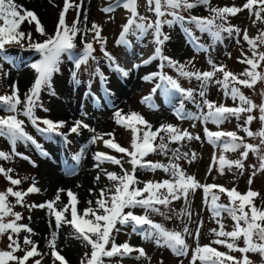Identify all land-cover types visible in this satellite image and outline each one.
Instances as JSON below:
<instances>
[{"label": "snow or ice", "instance_id": "1", "mask_svg": "<svg viewBox=\"0 0 264 264\" xmlns=\"http://www.w3.org/2000/svg\"><path fill=\"white\" fill-rule=\"evenodd\" d=\"M147 4L149 11L155 14L154 21L139 14L137 0H113L107 7L101 9L102 12L108 14L122 7L130 13L126 23L121 26V32L116 41L117 45L128 47L131 45L129 36L141 39L151 30L156 47L154 55L144 60L143 64H148L152 59L159 58L161 61L160 68H163L164 62H167V65L174 68L179 76L186 79H196L200 83V89L199 91L192 88L185 89L178 80L162 72L151 73L143 79L150 81L158 77L160 82L152 89V94L144 97L141 103L153 108L152 95L156 94L157 91L170 100H177L178 98L173 107V115L178 120L199 121L205 125L203 128L204 137L210 145L220 150L219 156L213 153L209 171L216 167V170L223 175L225 168L231 171L235 167L242 172L243 161L247 159L249 152L257 156L260 162L258 170L264 171V99H262L261 104L256 105L237 87V85H242L253 88L258 81L264 82V73L257 71L261 62H264V52L257 50L260 45H264V29H261L256 37H250L247 29L243 30L242 38L248 44L252 55L249 57L243 51L241 52L243 58L238 59V62L249 67L239 74L226 70L225 65L217 64L211 59L208 61L211 71H191L185 65L164 55L162 51V46L170 39V36L162 31L164 25L169 28L177 24L180 25L187 38L197 49L203 51H208L209 48L200 44L199 38L189 28L185 27V24L195 25L202 34L207 33L213 44L223 42L222 33H227L229 38L235 36L236 43L239 44L242 30L229 23V16H235L247 9L249 15L255 17L254 25L257 22L264 23V0H246L242 7H211V0H147ZM201 5L208 8L212 14L210 17H197L195 15L186 17L181 14L182 12L190 13L191 10ZM73 7L77 9V17L69 26L65 16L67 11ZM81 11L82 4L74 5L72 0H64L55 33L49 35L33 11L23 9L22 6L15 4L14 0H0V22H2L0 23V61L9 64L14 63L8 55L7 46L16 44L24 48L25 41H27V49L35 51L39 56V59L30 64V68L34 70L35 78L23 99H21L19 88L15 83L10 85V94L0 95V113H3L0 115V138L7 139L11 147V153L0 151V159L9 160L13 156H19L24 160H29L35 166L29 157L16 151L18 143L27 145L30 142L37 149L40 148L33 136L26 132L25 119L20 117L26 118L38 133L47 134L49 138L55 134L62 137L65 143H70L68 140L70 135H80L81 129L89 128V125L82 120H76L67 132H62L61 129L66 127V121L41 119L35 115L38 108L48 111L40 102L41 92L46 89L52 90V78L54 74L60 71L62 58L65 55L69 60H73L75 68L79 69L82 65H86L89 60H96L94 44H98L100 52L108 61L110 68L124 77L129 75L128 70L121 68L111 53L106 50L107 38L102 36V28L95 22L91 24V27H87V12H84L83 20H81ZM166 16L171 17V19H165ZM26 19L29 24L35 22V31L45 37L42 41H34L31 32L25 33L20 30L21 24ZM89 34H92L91 39L88 38ZM77 39L83 46L82 48L77 45ZM139 66L134 65V67ZM0 72H2V68H0ZM217 73H221L222 77L216 78ZM3 75L7 77L8 73L3 72ZM95 75L101 81L107 80L99 67L95 69ZM72 80L77 85L80 83L76 72L72 73ZM212 83L218 85L226 97L230 96L234 102L238 101L239 103L235 107H228L209 100L207 89ZM52 94H55L54 91ZM197 96H199V100L196 99ZM261 96L264 97V89L261 90ZM185 102L192 103L198 112L187 111ZM254 110H258L260 114L261 128L257 132L251 131L248 127L257 118L252 115ZM245 113H247L246 117L242 115ZM114 118L117 125H122L131 130V150L116 143L113 133L105 134L113 137L112 139H104L103 136L94 135L91 137V143L102 140L105 147L126 155L129 158L128 163L131 165V171L124 169L121 159L105 152H96L93 156V159L97 161L94 167L100 168L103 163L108 162L119 165L123 174L105 172L107 179L113 182V187L111 189L102 188L95 201V207L91 206L92 201H88L90 206L86 207L82 214L77 209L79 203L77 196L70 189H58L55 199L39 205H25L24 198L28 194L41 191L36 186L35 181L25 191H15L13 187H8L4 192H0V236L7 235L9 241L7 246L9 250H0V264H26L30 258L42 255L30 236H25L23 239V244L28 246L26 248H22L18 239L15 238L22 231L32 234L33 230L28 225L17 223L22 219V216L13 211L14 205L8 202L9 196L15 198L16 204L27 206L30 210L34 207L47 208L49 213L54 216L57 228L61 227L62 224L70 225L74 230L75 238L91 248L90 255L85 253V258L81 260V264H105L104 258L117 256L123 258L134 252L138 254L136 259L142 257L150 259L143 248H135L128 242L123 244L115 242L113 233L119 232L124 226L131 227L132 233H138L142 239L154 243L157 247H166L177 257L191 255L189 264H196L197 261L200 264H252L248 253L258 254L264 260V206L258 208L254 203V198L259 194L251 189L241 194L235 188L229 189L218 184H201L194 176L188 175L177 163L181 159L192 163L196 159V153L182 152L180 148L169 147L170 144H180L192 140L199 141L201 140L200 135H194L187 129H181L171 123L161 124L153 130V126L136 112L125 115L122 110H116ZM231 118H235L237 121L243 120V125L237 123V128L243 131L247 137H259L260 143L249 144L245 142L244 137L238 136L236 132L210 131L206 126L208 123H212L219 127ZM192 127H196V123H193ZM239 149H243L239 159L229 160L224 155L226 152H235ZM169 152L172 153L171 156H168ZM82 153L83 149L73 156L77 165L82 158ZM153 153L168 156L169 162L164 164L145 159ZM42 155L47 156L48 153L42 152ZM253 168L255 169V166ZM144 169L152 172L161 170L168 175V178L160 181H145L141 188L138 186L141 181L136 176V172ZM11 172L12 169L0 167V174L4 175L11 185H20L22 180L13 178L9 175ZM69 174L73 173L70 172ZM252 175H256L255 170ZM95 179L99 180L100 176L97 175ZM251 183L250 177L249 185ZM198 189L203 191V202L218 225V228L210 230L215 239L205 245L198 243L202 221L198 223L195 232H192L187 223L184 224L182 230L178 231L168 229L150 218L153 213L166 215L159 206H163L171 212L174 211L170 208L171 203L183 199L185 207L177 213V217H187L188 220H191L192 213L188 198L190 193H195ZM65 191L67 192L68 203L60 207L59 205L62 204L60 194ZM218 193L227 195L228 204L219 203L220 196ZM136 208L143 209L144 214H135L133 209ZM68 212H70L71 219L65 215ZM225 213L233 221L231 231L225 230L223 223V214ZM6 217H12V219L6 221ZM166 218L171 219L172 217L167 215ZM187 237H192L193 240L197 241L194 248H191L187 243ZM241 238L244 247H239L237 244ZM109 245L110 247H108ZM212 245H222L229 252L239 251L242 258L238 260L226 252L219 251ZM48 247L54 262L59 261L60 264H67L65 257L57 250L55 232L48 240ZM17 252L24 254L18 256L16 255ZM34 264H41V260H35ZM181 264H183L182 261Z\"/></svg>", "mask_w": 264, "mask_h": 264}, {"label": "rangeland", "instance_id": "2", "mask_svg": "<svg viewBox=\"0 0 264 264\" xmlns=\"http://www.w3.org/2000/svg\"><path fill=\"white\" fill-rule=\"evenodd\" d=\"M23 1L24 0H14V3L22 6L23 9L33 11L41 22L37 9L38 0H26L27 2L29 1V3L26 4L27 6L25 5L26 7L23 6ZM112 2L113 0H72L74 5L82 4L81 20H83L84 12H87V27H91V24L95 22L102 28V36L107 38V43L105 45L106 50L111 53L116 63L119 64L121 68L128 70L129 75L124 77L120 73L112 70L108 61L100 52V46L98 44H94L96 48L94 53L96 60H89L86 65H82L79 69H76L74 61L69 60L67 55H65L62 58L60 71L54 74L52 78V90L46 89L41 92L40 102L48 111H43L38 108L35 111V115L41 119L66 121V127L61 129L62 132H67L68 128H70L76 120H82L85 124L89 125V128L81 129L80 135H70L68 137L70 143H65L62 137L55 134L49 138L47 134L38 133L26 118L20 117L21 119H25L26 132L33 136L40 145V148L37 149V147L30 142L27 145L18 143L16 146V151L29 157L30 160L35 163V166H33L29 160H24L19 156H13L9 160L0 159V167L12 169L9 175L15 179L22 180L20 185L13 186L4 175L0 174V192H4L8 187H13L15 191H25L33 181H35L36 186L39 187L41 191L39 193L28 194L24 198L25 205H39L46 201L53 200L50 198L51 196H49L46 185H40L39 180L42 178V171L48 170L51 166H55L57 175L72 177L76 172H79L80 168H78V166L81 164L82 160L89 162V164H93V166L97 163V161L93 159L96 152H105L121 159L124 169L131 171V165L128 163L129 158L126 155L105 147L102 140L91 143V137L94 135L103 136L104 139H112L113 137H109L105 134L113 133L116 143L131 150V130L115 123L114 112L116 110H122L125 115L132 112L139 113L153 126V130H155L157 125L161 122V119L166 116L167 118L163 121V124L171 123L177 125L181 129H187L194 135H200L201 140L199 141L192 140L180 144L169 145L170 148H180L182 152L196 153V159L192 163H189L185 159L177 161L181 168H183L188 175L194 176L201 184L223 185L229 189L235 188L241 194L251 189L259 194L254 198L255 205L258 208L264 206V171L258 170L260 162L256 155L249 152L247 159L243 161L244 167L242 172L235 167H233L231 171L225 168L223 175L216 170V167H213L212 171H209V167L212 165L213 153L217 156L221 153L218 148H214L210 145L204 137L203 128L205 125L201 124L199 121L178 120L175 115H173V107L177 103L178 98L177 100H170L168 97L161 95L159 91L152 95L153 108L148 107L145 103H141L144 97L152 94V89L160 82L158 77L150 81L143 79V77L151 73L162 72L178 80L180 85L185 89L192 88L199 91L200 83L194 78L186 79L179 76L174 68L167 65V62H164V67L160 68L159 65L161 61L159 58L152 59L148 64H143L144 60L154 55V49L156 47L153 42L151 30L141 39H137L135 36H129L128 39L131 41V45L128 47L117 45L116 41L120 35L121 26L126 23L130 13L122 7L108 14L101 11L102 8L107 7ZM244 3H246V0H211V7H242ZM46 5L52 15L48 18L44 28L49 35H52L55 33L59 14L63 10L64 0H47ZM137 10L141 16H145L149 20H155V14L149 11L147 0H137ZM181 14L186 17L189 15L210 17L212 15L208 8L203 5L191 10L190 13L182 12ZM76 17L77 9L75 7L70 8L65 16L66 23L71 26ZM165 19H171V17L166 16ZM254 19L255 17L250 16L247 9L239 12L235 16H229V23L242 30L239 44L236 43L235 36L229 38L227 33H222L224 36L223 42L213 44L211 37L207 33L202 34L198 29L192 28L191 24H185V27L189 28L191 31L192 29L194 30L195 33L193 34L199 38L200 44L209 48L208 51L197 49L191 40L183 34L180 25L177 24L172 28L164 25L162 31L169 35L170 39L162 46L163 54L185 65L187 69L191 71H211V66L208 63L209 59H211L217 64L225 65L226 70L239 74L243 72L245 68L249 67L246 64L238 62V59L243 58L241 52L243 51L249 57L252 55L249 51L248 44L242 38L243 30L247 29L250 37H256L261 29H264V23L257 22L254 25ZM20 30L25 33L31 32L34 41H42L45 38L35 31V22L29 24L27 19L21 24ZM91 35L92 34H89V39H91ZM76 43L79 48L83 47L79 39H77ZM26 45L27 41H25L24 48L16 44L7 46L8 55L14 63L9 64L0 61V68H2V72H0V95L10 94V85L15 83L19 88L21 99H23L25 93H27L31 87L35 78V73L34 70L30 68V64L39 59V56L35 51L27 49ZM257 50L264 52V45H260ZM189 61H191V63H189ZM134 65L140 66L134 67ZM97 67H99L107 77L106 81H101L100 78L95 75V69ZM257 71L264 73V62H261ZM3 72H7L8 76L5 77ZM73 72L77 73V78L80 80L78 85L72 80ZM26 73H28L29 76L27 79H23ZM221 77V73L216 74V78ZM133 79H136L138 84L131 88L130 84ZM237 87H239L241 92L246 97L250 98L256 105L261 104L262 99H264V97L261 96V90L264 89V82L258 81L253 88L244 87L242 85H237ZM52 91H54L55 94H52ZM207 98L211 101H215L218 105L223 104L228 107H235L236 104L239 103L238 101L234 102L230 96L226 97L220 87L215 83H212L208 87ZM196 99L199 100V96H197ZM116 100L119 102L115 103ZM185 108L187 111L193 113L198 112V109L189 102H185ZM0 115H3V113H0ZM242 115L246 117L247 113ZM252 115L257 118L254 119L248 127L251 131L257 132L261 128L259 111L254 110ZM193 123H196V127H192ZM237 123L243 125V120L237 121L235 118H231L219 127L212 123H208L206 126L210 131L236 132L238 136L244 137L245 142L249 144L256 145L260 143L259 137H247L243 131L237 128ZM41 127H43L42 124ZM82 149V158L77 165L73 160V156L76 153H80ZM0 151L11 153L10 144L5 138H0ZM241 151H243V149H239L235 152L229 151L224 153V155H226L227 159L234 161L240 158ZM42 152H47L48 155H42ZM171 155L172 153L169 152L168 156ZM168 156L153 153L149 154L145 159L167 164L169 162ZM253 166H255V169ZM96 169L98 172L103 173L102 180L100 181L101 187L98 193L94 195L90 194L87 189H84L86 201L80 199L78 191H75L69 185L59 188L65 190L70 189L76 194L79 201L77 209L81 214L86 207L90 206L88 204L90 200H87V198L91 199L93 202L91 206L95 207V201L99 196L100 190L102 188L111 189L113 187V182L107 179L104 174L105 172H115L117 175L123 174L119 165H113L108 162L103 163L100 168ZM254 170L256 171L255 176L252 175ZM70 172L73 174H69ZM136 176L139 181H141L138 185L141 188L144 186L143 182L145 181H160L168 178V175L161 170L152 172L146 169L138 170ZM250 177L252 183L249 185ZM218 194L220 196L219 203L228 204L229 200L223 197L226 196V194ZM54 195L56 196V193ZM60 195L62 204L59 206L63 207L64 204L68 203L67 192H62ZM188 199L192 213L191 220H188L187 217H177V213L185 207L183 199L171 203L170 208L174 211L170 212L169 209L159 206L166 215L162 216L153 213L150 218L157 223L163 224L168 229L178 231L182 230L184 224L187 223L192 232H195L198 223L202 221L198 243L200 245L209 244L215 239L210 230L218 228V225L203 202V191L198 189L195 193H190ZM8 202L14 205L13 211L20 213L22 216V219L17 223L28 225V227L33 230L32 234L22 231L19 236L15 238L18 239L22 248H26L28 246L23 244V239L25 236H30L37 244L38 250L42 254L41 256L30 258L26 264H34L37 259L41 260V264H60L59 261H53L50 255L51 250L48 247V240L51 238L53 232L56 233L57 250L65 257L67 264H81V260L85 258V253L90 255V246L85 245L81 240L75 238L74 230L70 225L62 224L61 227H56L55 218L49 213L47 208L34 207L30 210L27 206L16 204L15 198L12 196L8 197ZM133 211L137 215L144 214V210L141 208L133 209ZM65 215L68 219H71L70 212ZM167 215H171L172 218H166ZM9 219H12V217L5 218L6 221ZM223 223L225 224L226 231L232 230L233 221L226 213L223 214ZM113 235L117 244L128 242L135 248H143L147 253V257L150 259L143 257L136 259L138 254L134 252L130 256L123 258L118 256L104 258L105 264H161V262L162 264H181V261L183 264H189L191 255L188 257H177L166 247H157L154 243L142 239L138 233H132L131 227L129 226L121 227V230L119 232H114ZM42 236L46 238L43 240L44 242L41 241ZM186 239L190 247L194 248L197 241L193 240L192 237H187ZM40 242H42V244ZM242 243V239L237 241L239 247H244ZM8 244L7 235L0 236V250H9L7 247ZM212 246L216 247L221 252H226L236 257L238 260L242 258V254L239 251L229 252V250L222 245ZM108 247H110V245ZM23 254V252L16 253L18 256H23ZM247 255L252 261V264H264V260H262L260 255L255 253H248ZM196 264H200V262L197 261Z\"/></svg>", "mask_w": 264, "mask_h": 264}, {"label": "bare ground", "instance_id": "3", "mask_svg": "<svg viewBox=\"0 0 264 264\" xmlns=\"http://www.w3.org/2000/svg\"><path fill=\"white\" fill-rule=\"evenodd\" d=\"M37 9H38V14L40 16L41 24L43 27L46 26L48 18L50 17V10L48 9L46 3L47 0H38L37 1ZM27 2L26 0L23 1V6L26 7ZM26 5V6H25ZM46 30V29H45ZM29 76L28 73H26L23 77V79H27ZM136 79L131 80L130 87L136 86L138 83L136 82ZM122 97V95L120 94ZM123 98V97H122ZM119 101L116 100L115 103H118ZM167 117L164 116L161 119V122L157 125L159 127L161 124H163V121ZM156 127V128H157ZM79 172H76L72 177L70 176H65L63 177L62 175H57V171L55 166H51L48 170L42 171L43 173L41 174V179L39 180L40 185L44 184L46 185V188L48 189L49 196H51V199H54L55 197V191H57L59 188H62V186L69 185L71 186L75 191H78L79 198L82 199L83 201H86V196H84L85 190L87 189L90 194H96L98 193L101 183L100 181L102 180L103 173L98 172L96 168H94L93 164H89V162H86L85 160H82L81 164L78 166ZM94 169V170H93ZM99 175L100 179L96 180L95 177ZM46 176V178H45ZM104 179V178H103ZM45 188V187H44ZM54 189V190H53ZM92 190L91 192L89 190ZM47 192V193H48ZM88 195V194H87ZM90 200V198H87V200ZM46 234V233H45ZM44 236V235H43ZM42 236L41 241L44 242L46 238ZM42 242H40L42 244Z\"/></svg>", "mask_w": 264, "mask_h": 264}, {"label": "trees", "instance_id": "4", "mask_svg": "<svg viewBox=\"0 0 264 264\" xmlns=\"http://www.w3.org/2000/svg\"><path fill=\"white\" fill-rule=\"evenodd\" d=\"M191 25H192V24H191ZM191 27H192V28H196L195 25H192ZM192 31H193V33H195L193 29H192ZM223 197H225L226 199H228L227 195H226V196H223ZM241 239H242V238H241ZM242 242H243V239H242ZM242 244H244V243H242Z\"/></svg>", "mask_w": 264, "mask_h": 264}]
</instances>
